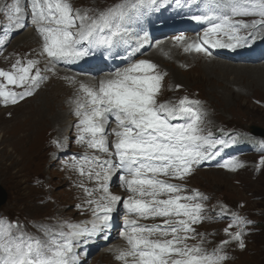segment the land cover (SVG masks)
I'll use <instances>...</instances> for the list:
<instances>
[{"label": "snow or ice", "instance_id": "1", "mask_svg": "<svg viewBox=\"0 0 264 264\" xmlns=\"http://www.w3.org/2000/svg\"><path fill=\"white\" fill-rule=\"evenodd\" d=\"M160 4L161 0H121L104 10H81L72 0H14L2 12L8 24L0 47L12 29H23L28 21L41 38V55L54 64L124 45L130 58L150 42L147 32L135 31L143 9ZM202 6V13L191 19L208 24L203 35L188 43L183 34L174 37L177 44L185 45V52L211 56L210 48L236 50L264 39V0H202ZM38 64L36 59H16L11 71L0 69V101L5 106L34 95L47 79ZM165 75L149 60L130 59L126 67L107 73L96 85H80L82 95L74 100L73 113L78 118L77 142L92 154L72 157V168L93 184L78 185L92 218L57 228L41 225L43 239L25 231L19 222L0 218V264H79L78 248L98 237L109 238L118 206L125 210L120 236L127 247L115 254L122 264H225L228 245L235 242L245 248L243 237L251 221L224 205L215 217L209 216L207 196L184 183L169 182L186 181L205 161L221 156L235 137L217 139L205 133L199 100L185 96L177 102H158ZM109 137L115 138L111 145ZM219 166L233 172L243 167L235 158ZM113 177L126 198L111 191ZM229 215L224 229L228 238L209 250L210 241L197 226ZM157 218L162 223H139Z\"/></svg>", "mask_w": 264, "mask_h": 264}, {"label": "rangeland", "instance_id": "2", "mask_svg": "<svg viewBox=\"0 0 264 264\" xmlns=\"http://www.w3.org/2000/svg\"><path fill=\"white\" fill-rule=\"evenodd\" d=\"M105 1L108 4L117 0H77V5L103 6ZM27 35L33 39L30 46L21 43ZM36 39L31 31H23L11 39L9 50H12L11 54H26L36 43ZM180 45L182 44H177L175 40L165 41L157 51V54L164 55H148L149 59L157 61L159 69L167 75L165 98L171 96L169 91L182 87L178 95L190 94L191 97L204 101L213 124L228 129L245 131L255 128L264 132V64H231L206 59L201 54L189 58ZM173 49L176 52L171 53L170 50ZM35 56L43 60L40 53H35ZM87 85L91 87L95 84ZM76 92L77 90L65 86L64 83L51 82L34 93L29 100L13 107V111L0 110V187L7 195L5 203L0 207V214L5 219L25 223L49 216L72 215L73 194L66 191L62 173L54 162L56 154L61 156L63 153L61 150L56 152L51 144L56 139L54 136H59L58 139L62 135L71 137L68 126L70 117L64 119L65 125L48 127L46 123L43 129H38L40 136L36 140L39 148L34 158L23 165H17L20 155L16 156L14 153V148L20 141L13 142V136L9 134L17 133V126L29 110L34 111L44 101L57 110L60 104H65ZM28 142L30 140L23 139L21 143L26 145ZM60 144L63 149L65 146L61 140ZM71 150L74 148L71 147ZM245 160L249 165L236 173L201 170L186 183L190 188L208 194L212 202L220 200L236 212L243 210L245 215L257 223L252 230H256V233L244 241L246 245L243 250L237 245H229L228 252L231 257L226 264H264V216H259L264 215V165L256 168L254 157H246ZM68 162L69 159H66V163ZM217 228L218 226H208L204 230L212 231ZM223 239V235H220L216 242ZM106 258L109 263L110 258L105 256L104 259ZM95 263L101 264L98 260Z\"/></svg>", "mask_w": 264, "mask_h": 264}, {"label": "bare ground", "instance_id": "3", "mask_svg": "<svg viewBox=\"0 0 264 264\" xmlns=\"http://www.w3.org/2000/svg\"><path fill=\"white\" fill-rule=\"evenodd\" d=\"M26 25L29 27V25H31V24L26 23ZM31 42L33 43L32 37L27 35V36L23 37V40L21 43L25 44V46H30ZM170 52L174 53L176 51L173 49V50H170ZM155 55L160 56V55H164V54L160 53V54H155ZM209 66H211V65H209ZM180 83H182V82L180 81ZM53 110L56 112L54 113ZM67 117H70V114H69V111L67 109V106L64 104L63 105L60 104L56 110V108H52L50 106V104L47 105L46 101H44L43 104H40L37 107H35L34 111H33V109L29 110L26 113V115L24 116V120L21 121V123L17 126V128H16L17 133L9 134L11 137L13 136L11 138V139H14L13 142H15L17 140L20 141V143L17 146H15V148H14L15 155L16 156L20 155V157L18 156L19 159H17V162H18L17 165L26 164L28 161H30L31 159L34 158V155L36 154V152L39 148L37 145V140H36L37 136H40V135H38V133H39L38 129H40L41 127L43 129V125H45L46 123H47L48 127H51L54 125H56V126L57 125L58 126L65 125L63 123H64V119ZM23 139L30 140V142L26 143V145H23V143H21Z\"/></svg>", "mask_w": 264, "mask_h": 264}, {"label": "water", "instance_id": "4", "mask_svg": "<svg viewBox=\"0 0 264 264\" xmlns=\"http://www.w3.org/2000/svg\"><path fill=\"white\" fill-rule=\"evenodd\" d=\"M6 200V194L3 191V189L0 187V206L5 203Z\"/></svg>", "mask_w": 264, "mask_h": 264}]
</instances>
